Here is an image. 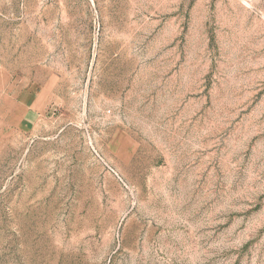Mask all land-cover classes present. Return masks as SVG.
<instances>
[{
    "label": "rangeland",
    "instance_id": "1",
    "mask_svg": "<svg viewBox=\"0 0 264 264\" xmlns=\"http://www.w3.org/2000/svg\"><path fill=\"white\" fill-rule=\"evenodd\" d=\"M0 264H264V0H0Z\"/></svg>",
    "mask_w": 264,
    "mask_h": 264
}]
</instances>
